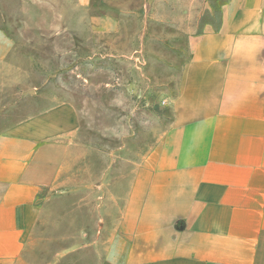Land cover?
Segmentation results:
<instances>
[{
  "label": "crops",
  "instance_id": "1",
  "mask_svg": "<svg viewBox=\"0 0 264 264\" xmlns=\"http://www.w3.org/2000/svg\"><path fill=\"white\" fill-rule=\"evenodd\" d=\"M62 1L60 21L84 23L102 0ZM1 8L17 102L30 51ZM189 48L168 126L135 155L96 144L92 101L51 79L31 115L0 121V264H264V0H226Z\"/></svg>",
  "mask_w": 264,
  "mask_h": 264
},
{
  "label": "rangeland",
  "instance_id": "2",
  "mask_svg": "<svg viewBox=\"0 0 264 264\" xmlns=\"http://www.w3.org/2000/svg\"><path fill=\"white\" fill-rule=\"evenodd\" d=\"M225 1L102 0L77 18L84 23L74 22V17L66 23L60 21L65 2L38 0L34 24L27 22L25 0H0L5 17L12 19L13 5L21 13L12 28L20 31L21 47L30 55L21 57L17 78L20 84L31 79L20 88V101L11 88L0 90L5 101L0 103V111L5 109L0 121L8 125L31 115L41 106L38 96L51 79L55 91L64 89L92 101L96 144L110 152L131 146L137 154L155 144L168 126L190 57L189 40L217 27ZM32 88L33 98L26 94Z\"/></svg>",
  "mask_w": 264,
  "mask_h": 264
}]
</instances>
